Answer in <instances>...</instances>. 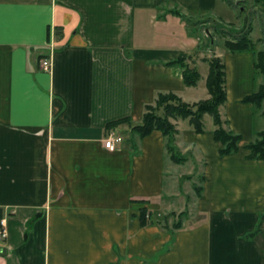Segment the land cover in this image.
<instances>
[{"label":"crops","instance_id":"obj_1","mask_svg":"<svg viewBox=\"0 0 264 264\" xmlns=\"http://www.w3.org/2000/svg\"><path fill=\"white\" fill-rule=\"evenodd\" d=\"M218 2L0 0V219L8 231L0 264H264L257 239L246 238L264 212V159L248 160L245 149L261 131L243 102L257 88L252 52L214 48L225 68L220 115L241 136L237 153L220 156L209 115L202 134L171 120L184 163L172 161L158 131L103 147L108 123L141 124L159 94L190 105L209 98L199 85L208 73L196 54L203 41L186 19L216 14ZM44 58L50 72L40 69ZM184 58L199 72L196 86L168 64ZM115 130L129 135L128 124ZM191 161L203 167L195 207L204 221L175 233L142 228L139 209L168 207L173 180L190 174Z\"/></svg>","mask_w":264,"mask_h":264},{"label":"trees","instance_id":"obj_2","mask_svg":"<svg viewBox=\"0 0 264 264\" xmlns=\"http://www.w3.org/2000/svg\"><path fill=\"white\" fill-rule=\"evenodd\" d=\"M256 4H260L264 10V0H252ZM244 0H238L237 6H241ZM172 14L181 15L176 10L170 11ZM182 16V15H181ZM184 17V16H183ZM251 30H244L239 36L232 40H225L224 47L231 53L238 52H252L255 56L254 69L255 79H257L258 73L264 74V51H256L255 44L249 37ZM209 36V41H212V37ZM210 43V42H209ZM179 64L182 68L183 82L186 87L196 86L200 79L199 72L195 68H190L188 59H180L168 64ZM208 73L205 81V86L209 94V98L204 101H199L194 104H186L181 101L177 96L172 93L159 94L154 101L153 105H147L142 117L141 124L131 125L130 119L123 118L106 125V130L113 129L122 124H128L130 133L135 134L137 138L142 139L147 137L154 131L160 132L167 141L166 150L170 155L172 161L176 164L184 163L186 159L181 157L174 144V137L177 133L175 125L171 120H188L193 130L197 134L204 132L203 118L205 115H209L212 119L214 126L213 137L214 140L221 144L219 151L220 156H227L235 154L239 150L241 136L231 132L224 128L226 121H223L220 115V108L226 102V90H225V68L221 59L212 57L207 61ZM264 101V86H259L249 96L243 99L244 103L251 104L255 109L260 107ZM130 142V148L133 155L138 154L136 144L133 141ZM248 151L247 159L254 161H261L264 159V131L256 132L254 134L253 141L245 148ZM203 179V178H202ZM203 182V181H202ZM198 190L197 198L201 197L202 187ZM147 202H140V204H148ZM1 218V217H0ZM138 218L141 227L159 226L160 224L155 219L154 211L148 209L146 206L139 209ZM264 220V212L260 215V222L255 231L246 236L247 239L255 240L260 233V225ZM160 227L170 232L169 227ZM173 229H180V225L176 224L172 226ZM171 228V229H172ZM172 233V232H171ZM173 235V234H172Z\"/></svg>","mask_w":264,"mask_h":264},{"label":"rangeland","instance_id":"obj_3","mask_svg":"<svg viewBox=\"0 0 264 264\" xmlns=\"http://www.w3.org/2000/svg\"><path fill=\"white\" fill-rule=\"evenodd\" d=\"M238 0H219L217 13H191L187 22L190 27H195L193 38H201L203 43L197 50V55L207 66V61L214 57V48L216 52L224 50V41L232 40L243 33L244 30H251L249 37L255 44L256 51H264V10L260 4L252 0H244L241 6H237ZM219 18H218V17ZM241 27V31H234ZM212 41H209V36ZM210 42V43H209ZM203 82L199 85L205 87V72L202 71ZM257 87L264 86V74L258 73ZM172 122V121H171ZM212 125V119L208 116L205 127ZM256 130L264 131V101L255 109ZM121 136H127L125 139H136L137 136L129 132L119 133ZM192 162L190 174L175 178L168 198V207L163 209H154L155 219L161 226L169 227L170 231L175 233L176 229L172 226L179 224L180 229L192 228L204 221V216L200 214L195 207L198 190L202 187V163ZM181 171L183 167L179 168ZM172 228V229H171ZM179 230V229H178ZM257 241L264 250V220L260 225V233L257 235Z\"/></svg>","mask_w":264,"mask_h":264},{"label":"built area","instance_id":"obj_4","mask_svg":"<svg viewBox=\"0 0 264 264\" xmlns=\"http://www.w3.org/2000/svg\"><path fill=\"white\" fill-rule=\"evenodd\" d=\"M40 69L44 72H50L51 61L50 58H44L39 63ZM122 137L118 134V131L109 129L106 136L103 139V147L108 151H115L117 147L121 144ZM8 235L7 224L4 218L0 219V246L6 241Z\"/></svg>","mask_w":264,"mask_h":264}]
</instances>
